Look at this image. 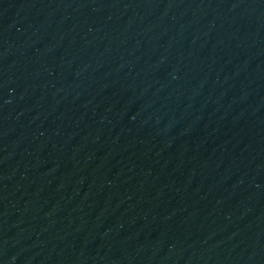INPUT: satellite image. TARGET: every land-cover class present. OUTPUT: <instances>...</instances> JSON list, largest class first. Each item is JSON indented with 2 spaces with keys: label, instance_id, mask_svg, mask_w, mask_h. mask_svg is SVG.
Returning a JSON list of instances; mask_svg holds the SVG:
<instances>
[{
  "label": "water",
  "instance_id": "95a60500",
  "mask_svg": "<svg viewBox=\"0 0 264 264\" xmlns=\"http://www.w3.org/2000/svg\"><path fill=\"white\" fill-rule=\"evenodd\" d=\"M0 264H264V0H0Z\"/></svg>",
  "mask_w": 264,
  "mask_h": 264
}]
</instances>
